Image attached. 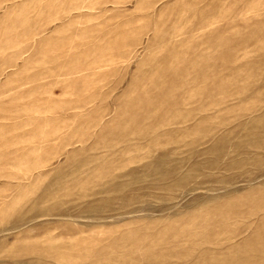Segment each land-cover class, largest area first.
I'll list each match as a JSON object with an SVG mask.
<instances>
[{"label":"rangeland","instance_id":"374dc122","mask_svg":"<svg viewBox=\"0 0 264 264\" xmlns=\"http://www.w3.org/2000/svg\"><path fill=\"white\" fill-rule=\"evenodd\" d=\"M0 264H264V0H0Z\"/></svg>","mask_w":264,"mask_h":264}]
</instances>
